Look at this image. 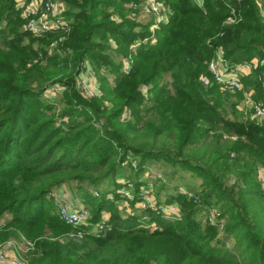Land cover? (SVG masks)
Here are the masks:
<instances>
[{
	"label": "trees",
	"instance_id": "1",
	"mask_svg": "<svg viewBox=\"0 0 264 264\" xmlns=\"http://www.w3.org/2000/svg\"><path fill=\"white\" fill-rule=\"evenodd\" d=\"M62 1L70 29L34 36L15 0H0V241L27 246L30 264H264V121L241 115L240 92L201 82L218 49L231 65L264 58V0H163L171 14L153 41H143L151 21L132 14L142 0ZM232 10L239 20L227 24ZM85 62L93 97L77 85ZM243 80L264 100V66ZM161 163L200 179L193 195H166L181 215L122 213L117 200L137 208L144 174ZM63 185L109 227L59 219Z\"/></svg>",
	"mask_w": 264,
	"mask_h": 264
},
{
	"label": "built area",
	"instance_id": "2",
	"mask_svg": "<svg viewBox=\"0 0 264 264\" xmlns=\"http://www.w3.org/2000/svg\"><path fill=\"white\" fill-rule=\"evenodd\" d=\"M195 1L199 5L203 3V0ZM15 7L20 17L25 21L23 29L28 30L34 36H42L48 32L68 31L71 27L70 21L63 15L65 3L62 0H15ZM132 8L134 11L141 10L148 21H151L149 26L150 36L143 39V41H153L155 29L160 24L167 22L171 14V8L161 0H142L140 3L132 4ZM113 18L117 21L120 20L117 17ZM238 20L239 18L235 15L234 10H232L231 14L226 17L225 23L232 24ZM138 44L139 41H135L131 47H135ZM123 63L125 70L128 71V60L125 59ZM258 66H264V58L256 57L250 61H243L231 65L223 58L221 50L218 49L216 56L207 64L209 76H202L201 82L204 87L215 84L224 92L233 94L240 92L242 94L241 105L246 109V115L257 123H262L264 121V100L255 97V89L247 88L243 80L244 77L249 76ZM77 85L87 97H93L100 93L92 67L88 62L83 64V69L77 76ZM59 91L60 87L53 85L48 89L47 94L54 95ZM262 93L264 95V84ZM258 178L264 186V167L259 168ZM93 192L97 194L95 189ZM140 195L142 207H150L158 211L165 218L179 217L180 209L177 204H157L153 199L150 189L143 190ZM124 196L132 199V195H128L126 191H124ZM108 198L111 199L112 196L109 195ZM57 213L59 219L63 222L75 227H87L89 228V232L94 234L100 233L109 227L108 217L106 215H102L98 221L91 222V213L83 206L71 208L66 204L60 205ZM218 214L215 209L213 211L211 210L210 217L212 219L216 218ZM143 225L150 229L157 228L155 222L144 223ZM27 250V246L15 240L1 242L0 264H30Z\"/></svg>",
	"mask_w": 264,
	"mask_h": 264
},
{
	"label": "rangeland",
	"instance_id": "3",
	"mask_svg": "<svg viewBox=\"0 0 264 264\" xmlns=\"http://www.w3.org/2000/svg\"><path fill=\"white\" fill-rule=\"evenodd\" d=\"M161 1H163V0H161ZM132 14L140 22H147L148 21V19L144 16V14L142 13L141 10H138V11L135 10L132 12ZM92 70H93V68H92ZM93 73L95 75L94 70H93ZM110 79H111V77H110ZM246 87L249 89L250 88L253 89V87H250V86H246ZM232 96H233V97H231L232 101L236 102L238 107L241 108V115L243 117L246 116V112H245L246 109L244 108V106L241 105L242 98L240 100H235L234 96H237V95H232ZM229 117H232L231 114H229ZM145 176H146L145 180L147 181V183H146V185L142 186V190L140 191V193H142L143 190L150 189V192H152L153 199L156 201V198H157V194H156L157 192L156 191L160 190V188H162V193L159 194V200L161 201L160 204H162V205L169 204V203H175L178 205V207L180 209L178 202H176V201L166 202L165 201L166 195L169 192H175L176 189L180 190L182 192H188L189 194L193 195L195 193V191H198L200 189V187H199L200 179L193 177L188 172H185V171L179 170L178 168L172 167L168 163H161L159 165H152L150 167V169H148V171H146V174H144L143 177H145ZM155 176L161 177L162 180L157 181L156 180L157 178ZM103 187L101 186L99 188L102 190ZM124 191H126L128 193V195L132 194L131 191H129L127 189H121L120 194L123 196H124ZM128 199H130V198H128ZM116 204H117V206L119 205L118 208L122 213H129L131 211L137 212V211L142 210V209H148V207L144 208L141 206V197H140V202L138 203V207L135 209H132L131 203L124 198L123 199L119 198L117 200ZM214 209H215L214 207L211 208L212 211ZM215 210L217 211V209H215ZM102 215H106L108 217V213H102ZM180 215H181V210H180ZM79 234H80V232H79ZM9 240H13V239H9ZM146 244H147V246L153 248L155 242L152 240H148L146 242ZM227 245L228 246L230 245V241L227 242ZM152 264H158V262L156 260H153Z\"/></svg>",
	"mask_w": 264,
	"mask_h": 264
},
{
	"label": "crops",
	"instance_id": "4",
	"mask_svg": "<svg viewBox=\"0 0 264 264\" xmlns=\"http://www.w3.org/2000/svg\"><path fill=\"white\" fill-rule=\"evenodd\" d=\"M53 194L57 199L59 206L64 204L71 208H78L82 206V203L79 201V199L75 197L73 189L68 185H63L55 189Z\"/></svg>",
	"mask_w": 264,
	"mask_h": 264
}]
</instances>
